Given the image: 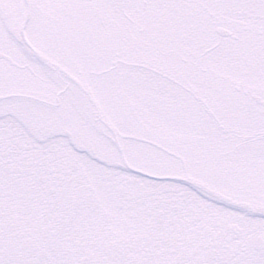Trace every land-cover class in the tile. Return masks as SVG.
<instances>
[{"label": "snow or ice", "instance_id": "6c2138e0", "mask_svg": "<svg viewBox=\"0 0 264 264\" xmlns=\"http://www.w3.org/2000/svg\"><path fill=\"white\" fill-rule=\"evenodd\" d=\"M0 264H264V0H0Z\"/></svg>", "mask_w": 264, "mask_h": 264}]
</instances>
